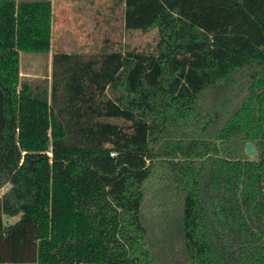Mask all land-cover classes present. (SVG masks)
Here are the masks:
<instances>
[{
	"label": "trees",
	"instance_id": "obj_1",
	"mask_svg": "<svg viewBox=\"0 0 264 264\" xmlns=\"http://www.w3.org/2000/svg\"><path fill=\"white\" fill-rule=\"evenodd\" d=\"M110 1L155 48L58 51L49 85L20 54L52 1L0 0V264H264V0Z\"/></svg>",
	"mask_w": 264,
	"mask_h": 264
},
{
	"label": "rangeland",
	"instance_id": "obj_2",
	"mask_svg": "<svg viewBox=\"0 0 264 264\" xmlns=\"http://www.w3.org/2000/svg\"><path fill=\"white\" fill-rule=\"evenodd\" d=\"M53 1L51 54L58 51L90 53L103 45H110L112 50L124 49L129 46L151 51L157 44L158 31L156 29L148 32L127 31L122 18L124 7L115 16L108 8V5L111 4L110 0ZM49 56H36L37 61L39 60L36 68L38 72L44 68L42 63L45 62L47 67ZM226 147L233 152L232 156L235 158L258 159L257 150L254 148L252 154L248 153L245 142L234 141L226 144ZM4 191V189L0 191V196ZM18 218H7L6 220L14 222Z\"/></svg>",
	"mask_w": 264,
	"mask_h": 264
},
{
	"label": "crops",
	"instance_id": "obj_3",
	"mask_svg": "<svg viewBox=\"0 0 264 264\" xmlns=\"http://www.w3.org/2000/svg\"><path fill=\"white\" fill-rule=\"evenodd\" d=\"M51 1H52L53 11H54V1L53 0H51ZM55 53L56 52H54L53 54H51V53L48 54L50 56L47 59L48 60L47 67L45 65V62L42 63L41 65L44 66V68H43V70L38 72V70H36V68L38 67V63H39L38 61L39 60L37 61L36 56L37 55L46 56V54H35V53H23V52H21V54H20V78H21V80L33 81V80L47 79L49 85H51L52 71H53L52 61H53V55ZM68 53H70V52H68ZM26 59L29 60V62H27ZM42 59H43V57H42ZM23 60H25L24 63H22ZM45 68H46V70H45Z\"/></svg>",
	"mask_w": 264,
	"mask_h": 264
},
{
	"label": "water",
	"instance_id": "obj_4",
	"mask_svg": "<svg viewBox=\"0 0 264 264\" xmlns=\"http://www.w3.org/2000/svg\"><path fill=\"white\" fill-rule=\"evenodd\" d=\"M247 151L248 153L252 154L254 152V145L252 142L247 143Z\"/></svg>",
	"mask_w": 264,
	"mask_h": 264
}]
</instances>
